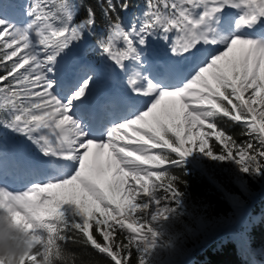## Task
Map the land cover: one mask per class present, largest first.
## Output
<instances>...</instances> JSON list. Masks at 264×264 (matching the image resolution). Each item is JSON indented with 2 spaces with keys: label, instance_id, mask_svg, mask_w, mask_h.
I'll list each match as a JSON object with an SVG mask.
<instances>
[{
  "label": "snow or ice",
  "instance_id": "obj_1",
  "mask_svg": "<svg viewBox=\"0 0 264 264\" xmlns=\"http://www.w3.org/2000/svg\"><path fill=\"white\" fill-rule=\"evenodd\" d=\"M131 6L0 0V219L29 237L21 264L80 241L73 264H147L193 152L264 173V0Z\"/></svg>",
  "mask_w": 264,
  "mask_h": 264
},
{
  "label": "trees",
  "instance_id": "obj_2",
  "mask_svg": "<svg viewBox=\"0 0 264 264\" xmlns=\"http://www.w3.org/2000/svg\"><path fill=\"white\" fill-rule=\"evenodd\" d=\"M131 4L129 12L121 11L122 18L144 9V0ZM226 130L245 138L241 124L227 123ZM171 171L180 179L185 203L178 207L179 227L186 225L189 237L174 240L178 248L160 254L161 264H264V173H245L235 161L197 158L196 152ZM82 244H68L66 251L78 254ZM87 251L93 264H110L91 248Z\"/></svg>",
  "mask_w": 264,
  "mask_h": 264
},
{
  "label": "rangeland",
  "instance_id": "obj_3",
  "mask_svg": "<svg viewBox=\"0 0 264 264\" xmlns=\"http://www.w3.org/2000/svg\"><path fill=\"white\" fill-rule=\"evenodd\" d=\"M162 43L163 42H160V45H162ZM160 45H158V47ZM196 156L197 158L207 157L205 153L198 151H196ZM239 178H240V174H239ZM9 182L11 183L10 190L12 191L24 190V186L19 185L20 183H13L11 181ZM179 205H183V206L185 205L182 199H180L178 202H174L172 205V211L155 222V230L156 232H158V236L155 239L154 247L150 248L149 251L147 252L146 255L147 264H161V255L165 250H168V248L173 249L174 247L178 248L174 244V240H179V238H183L185 236L189 237L187 226L181 225L179 227L180 225L178 219L180 217L178 211ZM169 239L171 241L167 242Z\"/></svg>",
  "mask_w": 264,
  "mask_h": 264
},
{
  "label": "clouds",
  "instance_id": "obj_4",
  "mask_svg": "<svg viewBox=\"0 0 264 264\" xmlns=\"http://www.w3.org/2000/svg\"><path fill=\"white\" fill-rule=\"evenodd\" d=\"M28 238L27 233L18 228L12 220L0 219V260H3L4 264H21L22 258L31 252L26 243ZM72 257L73 254L69 251L60 254L66 264H73ZM40 264H54V261L46 257Z\"/></svg>",
  "mask_w": 264,
  "mask_h": 264
}]
</instances>
